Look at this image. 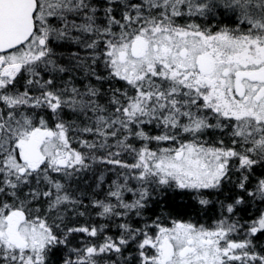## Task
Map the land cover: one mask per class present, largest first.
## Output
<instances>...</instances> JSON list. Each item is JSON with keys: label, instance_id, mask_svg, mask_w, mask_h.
Wrapping results in <instances>:
<instances>
[{"label": "snow or ice", "instance_id": "6c2138e0", "mask_svg": "<svg viewBox=\"0 0 264 264\" xmlns=\"http://www.w3.org/2000/svg\"><path fill=\"white\" fill-rule=\"evenodd\" d=\"M0 264H264V0H0Z\"/></svg>", "mask_w": 264, "mask_h": 264}]
</instances>
